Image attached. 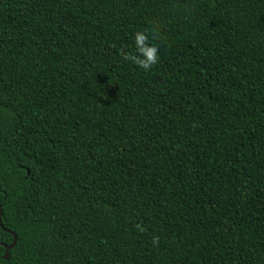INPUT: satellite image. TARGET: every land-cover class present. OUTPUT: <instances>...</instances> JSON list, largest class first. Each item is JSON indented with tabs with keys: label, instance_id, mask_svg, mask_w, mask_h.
<instances>
[{
	"label": "trees",
	"instance_id": "trees-1",
	"mask_svg": "<svg viewBox=\"0 0 264 264\" xmlns=\"http://www.w3.org/2000/svg\"><path fill=\"white\" fill-rule=\"evenodd\" d=\"M0 205V264H264V0H0Z\"/></svg>",
	"mask_w": 264,
	"mask_h": 264
},
{
	"label": "clouds",
	"instance_id": "clouds-1",
	"mask_svg": "<svg viewBox=\"0 0 264 264\" xmlns=\"http://www.w3.org/2000/svg\"><path fill=\"white\" fill-rule=\"evenodd\" d=\"M132 44L128 51L120 54L122 61L134 65L145 72L152 69L159 61V48L155 37L147 30L135 31L131 36ZM137 229H143L137 225ZM153 244L158 242V237L152 238Z\"/></svg>",
	"mask_w": 264,
	"mask_h": 264
},
{
	"label": "water",
	"instance_id": "water-1",
	"mask_svg": "<svg viewBox=\"0 0 264 264\" xmlns=\"http://www.w3.org/2000/svg\"><path fill=\"white\" fill-rule=\"evenodd\" d=\"M1 215H2V210H1V205H0V228H1L3 231H6V232H8V233H10V234L12 235V242H11V244H9V245H4V244H3V245H2V246L4 247V255H3L2 259H3L4 261H6V260L8 259V251L11 250V249L14 247L15 243H16V236H15L12 232L7 231V230H5V229L2 227V224H1Z\"/></svg>",
	"mask_w": 264,
	"mask_h": 264
}]
</instances>
